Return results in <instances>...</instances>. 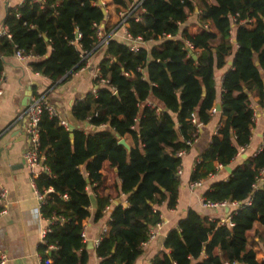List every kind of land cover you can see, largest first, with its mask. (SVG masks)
<instances>
[{"label": "trees", "instance_id": "16d2710c", "mask_svg": "<svg viewBox=\"0 0 264 264\" xmlns=\"http://www.w3.org/2000/svg\"><path fill=\"white\" fill-rule=\"evenodd\" d=\"M111 1L116 11L136 7L127 19L132 37L156 42L132 51L126 41L111 38L97 47L94 24L103 22L105 14L94 0H45L43 7L24 0L8 7L4 17L10 37L0 36V80L4 58L16 49L39 58L30 66L52 87L81 68L83 57L103 48L99 76L93 79L96 93H86L71 107L80 126L67 130L46 110L41 113L39 150L48 170L34 182L45 195L40 213L52 220L39 246L43 263L49 258V264H87L81 233L90 215L88 188L97 193L105 183L102 166L107 161L119 179L117 197L125 195L126 204L113 206L95 251L99 264H134L150 228L161 222L157 207L177 203V152H187L186 141L198 136L190 122L193 114L201 124L211 120L217 97L214 73L229 58L232 64L221 83L222 118L191 181L216 173L218 164L228 166L249 144L251 96L264 106V0H141L138 6L134 0ZM190 14L201 25L194 33L180 26ZM152 98L162 104L159 110L147 103ZM202 197L240 203L229 214L231 224L189 209L167 232L165 250L151 264H264V148L234 166L227 179L209 183ZM109 204V195L97 194L95 220ZM50 244L56 248L45 253ZM255 248L262 259L256 258Z\"/></svg>", "mask_w": 264, "mask_h": 264}, {"label": "crops", "instance_id": "0c3cea01", "mask_svg": "<svg viewBox=\"0 0 264 264\" xmlns=\"http://www.w3.org/2000/svg\"><path fill=\"white\" fill-rule=\"evenodd\" d=\"M23 1L0 0V31L4 25L3 21L7 8L17 7ZM106 1L108 3V15L100 23L103 33L127 42L128 24L121 23L118 15V12L123 9L116 11L112 1ZM180 26L187 28L190 33L196 32L201 27L196 15L192 14ZM180 35L178 33L176 38H180ZM155 42L147 43L146 47ZM102 55L103 48H99L90 56L87 55L85 64L81 68L68 73L62 82L52 87H50L51 81L48 77L38 74L30 66L31 62L39 59L38 57L32 55L24 61L19 60L15 55L4 58L0 80V89L2 90L0 97V181L5 186L7 194L5 200L6 213L0 215V249L7 253L6 264H44L39 246L44 240L42 233L52 223V220L44 218L38 210V199L32 186L31 173L23 159L28 141H26V135L23 131L24 119L21 114L34 95L44 92L48 102L56 107L61 116L70 125L79 127L80 122L74 119L71 107L76 100L81 99L86 93L97 87L93 82L94 70L98 66ZM230 67L231 65L227 64L224 68L215 70L214 80L217 89L215 104L220 102L223 75ZM148 102L162 107V104L153 98L149 99ZM251 106L257 119L252 129L250 142L247 146L239 149L228 165L231 168L242 164L246 158L254 156L262 141L264 106L258 103L257 96H251ZM221 118V111L213 113L211 120L200 126L194 144L182 156V173L178 177L177 203L174 208H169L166 202L157 207L161 222L159 227L156 228V236L143 247L142 254L136 258L134 264H151V259L165 250L163 242L167 232L178 226L179 220L187 215L189 209L207 215L209 218L219 219L223 223L228 221L229 214L239 205V203H229L228 211L225 207L208 208L203 205L202 196L208 184L228 178L229 172L225 167L205 180L201 187L195 190L189 189L190 175L195 167L196 160L210 144ZM86 126L87 124L84 127ZM88 127L90 126L88 125ZM40 172L42 171L38 173ZM102 172L106 180L98 192H93L88 188V210L90 215L82 222L86 243L89 240L92 241V248L89 249L87 245L89 253L87 264L100 263V258L97 256L95 249L103 235V229L108 228L110 213L113 206L117 204L116 200L118 199L120 203L126 204L125 195L120 194L117 197L116 185H118L119 179L115 175L116 170L110 168L106 161L103 163ZM98 193L99 195H109L110 204L105 208L103 217L95 220L94 213ZM255 250L256 256L259 255L260 257L258 260L262 259L263 253L258 248H255Z\"/></svg>", "mask_w": 264, "mask_h": 264}, {"label": "built area", "instance_id": "2783aa9c", "mask_svg": "<svg viewBox=\"0 0 264 264\" xmlns=\"http://www.w3.org/2000/svg\"><path fill=\"white\" fill-rule=\"evenodd\" d=\"M36 2H39L41 4V6L43 7V3L45 2V0H34ZM141 0H134V3L136 4L135 6H138L140 4ZM93 4L100 6L101 8L105 9V16L108 15V3L106 0H94ZM136 7L132 8L131 10H121L118 12V15L120 17V21L121 23H127V19L130 16L131 12L135 9ZM136 19L138 20L139 18L136 17ZM95 27V31H96V37H97V47L99 46H105L108 44L109 40L112 38L110 35H106L103 33L102 30V26L99 24H94ZM204 27H207L206 25ZM0 36H7L10 37V34L8 33L7 28L3 25V28L0 31ZM77 38L79 37V34H76ZM169 37V35H168ZM126 39H127V43L130 46V49L132 51H136L137 49H139L140 47H146V44L151 42H147L144 41L142 39V37L137 36V37H132L128 31H126ZM70 43H74V42H70ZM186 47L188 48L189 53L191 54L192 52V46L189 42H185ZM14 55L16 58H18L21 61L26 60L27 58H29L32 55H26L22 52V50L20 49H16L14 52ZM85 58V57H83ZM38 74H41L39 72H37ZM127 75V73H126ZM44 76V75H43ZM99 76V67L97 66L94 70V78ZM101 83H106L105 80L101 79L100 80ZM97 87L92 89V93L95 94L97 91ZM2 95V90L0 89V97ZM148 104H151L152 106H156L155 104L148 102ZM160 108L158 107L157 110H159ZM43 110H46L49 114L50 117H55L58 119V122L60 125H62L65 129L70 130L73 128L72 125H70L59 113V111L56 109V107H54L52 104H50L46 98V95L44 92L41 93H37L36 95H34L29 104L26 106V108L23 110L21 117L24 119V123H23V131L27 137V141L28 144L26 146V149L24 150L23 153V159L25 164L27 165V167L30 170L31 173V177H32V186L34 187L35 193H36V197L38 199V210H40V206L41 204L44 202L45 200V195L43 193H40L36 186H35V182L34 179L36 178V176L39 174V171H47L48 168L42 164L43 161V154L40 152L39 150V121H40V117H41V113ZM212 114L216 112V108L215 106L211 109L210 111ZM256 114H253V121L254 123L256 122ZM190 122L196 126L197 128V132L200 128V126L202 125L198 120L197 117L193 114ZM104 126V125H101ZM197 136L193 135V139L191 140H187L186 144L187 146L191 147L194 144V141L196 140ZM243 148V147H242ZM264 148V132L262 134V141L260 146L258 147L256 153L258 151H260V149ZM186 153L185 149H181L177 152V156L182 158V156ZM199 162V158L196 160V163ZM217 172L218 170L223 169L222 165H217L216 166ZM216 172V173H217ZM182 173V169H181V162L179 164V167L177 169V176L179 177ZM216 173H211L209 174V176L205 179H200V180H196V181H191L189 183V189L191 190H195L199 187H201L203 185V183L205 182V180H207L209 177H212L214 174ZM51 188H49L47 190V192H50ZM6 188L5 186L2 184V182L0 181V215L6 213V205H5V200H6ZM228 202L222 201V202H212V201H204L203 199V205L205 207L208 208H224L226 206H228ZM240 204V203H239ZM63 219H61L62 221ZM227 223H230V217L228 218ZM160 225V222L157 223L156 225H154L153 227L150 228L149 230V235L148 238L145 242H143L142 246L144 247L148 242H150L151 240H153L156 236V228H158ZM49 231V227L44 230V232L42 233L43 237L45 236V234ZM107 229H103V234L104 232H106ZM83 239H84V232L81 233ZM85 240V239H84ZM55 245L50 244L47 249L45 250V253H48L50 250L55 249ZM8 259L7 253L4 250L0 249V264H6ZM51 261L49 258L45 259L44 264H49Z\"/></svg>", "mask_w": 264, "mask_h": 264}, {"label": "water", "instance_id": "95a60500", "mask_svg": "<svg viewBox=\"0 0 264 264\" xmlns=\"http://www.w3.org/2000/svg\"><path fill=\"white\" fill-rule=\"evenodd\" d=\"M102 12L105 14V9H104V8H102ZM233 41L235 42V39H234ZM191 54L195 57V55H194L192 52H191ZM227 64L231 65V64H232V61H231V60H228V61H227ZM256 64H258V62H256ZM67 75H68V74H67ZM67 75H66V76H67ZM66 76H64V77L62 78V80H63ZM215 108H216V111H220V110H221V103H220V102H216V104H215ZM71 137H72V134H71ZM118 142H119V144L123 145L127 150L130 149V145L127 143V141H126L124 138H120V140H119ZM225 168H226V170H227L229 173L232 171V168L229 167V166H225ZM116 203L119 204L120 201L117 199V200H116ZM225 208H226V211L229 210V207H228V206H226ZM87 245H88V248H89V249L92 248V241L89 240V241L87 242Z\"/></svg>", "mask_w": 264, "mask_h": 264}, {"label": "rangeland", "instance_id": "374dc122", "mask_svg": "<svg viewBox=\"0 0 264 264\" xmlns=\"http://www.w3.org/2000/svg\"><path fill=\"white\" fill-rule=\"evenodd\" d=\"M26 139H27V137H26ZM26 141H27V140H26ZM253 233H254V231H252V232L250 233V235H253ZM256 258L259 259V258H260L259 255H257Z\"/></svg>", "mask_w": 264, "mask_h": 264}]
</instances>
